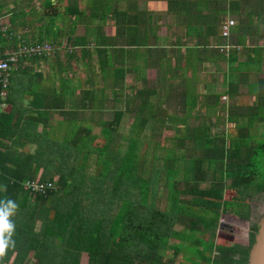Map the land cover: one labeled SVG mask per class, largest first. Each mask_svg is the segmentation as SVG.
Returning a JSON list of instances; mask_svg holds the SVG:
<instances>
[{
  "label": "trees",
  "instance_id": "1",
  "mask_svg": "<svg viewBox=\"0 0 264 264\" xmlns=\"http://www.w3.org/2000/svg\"><path fill=\"white\" fill-rule=\"evenodd\" d=\"M11 43L18 42L0 34L4 48ZM254 64L262 68L254 72ZM240 69L255 74L253 83L244 80L257 101L231 108L228 133L198 128L153 152L141 149L143 135L120 142L121 112L101 144L87 131L55 141L36 132L37 118L0 113V197L18 204L16 246L0 264H28L32 256L35 264H81L85 253L89 264H189L184 254L192 264H249L264 215L254 219L253 205L264 196V140L251 131L264 121V51ZM42 169L40 180L57 190L26 191ZM224 217L249 231H224Z\"/></svg>",
  "mask_w": 264,
  "mask_h": 264
},
{
  "label": "crops",
  "instance_id": "2",
  "mask_svg": "<svg viewBox=\"0 0 264 264\" xmlns=\"http://www.w3.org/2000/svg\"><path fill=\"white\" fill-rule=\"evenodd\" d=\"M259 8L264 0H0L15 43L20 35L63 47L14 71L8 110L37 118L36 132L55 141L87 131L97 144L121 112L120 142L143 135L142 150L210 128L227 111L224 95L254 103L244 79L256 78L240 64L264 51ZM230 18L238 49L227 57L217 45L228 42L222 28ZM81 264H89L88 253Z\"/></svg>",
  "mask_w": 264,
  "mask_h": 264
},
{
  "label": "built area",
  "instance_id": "3",
  "mask_svg": "<svg viewBox=\"0 0 264 264\" xmlns=\"http://www.w3.org/2000/svg\"><path fill=\"white\" fill-rule=\"evenodd\" d=\"M237 26V22L230 18L222 28L223 36L228 40L227 43L217 45V49L227 57L238 49L236 44L232 42V30ZM0 34L14 40V34L11 33V22L5 15L0 14ZM18 43L9 48H4L0 44V113L6 112L9 108L10 87L12 83V76L14 71L23 68V63L29 59H47L53 57L57 51L62 50L63 47L50 42L42 43H28L26 39L17 35ZM72 50V48H70ZM223 102L227 103V111L224 113L220 122L215 121L210 126V132L213 135L226 134L233 126L230 119L229 109L238 103L237 99H232L228 95L223 96ZM223 125V127H222ZM24 189L34 194L48 195L57 190V185L52 182H42L40 179L28 181L24 183ZM28 264H35L32 260Z\"/></svg>",
  "mask_w": 264,
  "mask_h": 264
},
{
  "label": "rangeland",
  "instance_id": "4",
  "mask_svg": "<svg viewBox=\"0 0 264 264\" xmlns=\"http://www.w3.org/2000/svg\"><path fill=\"white\" fill-rule=\"evenodd\" d=\"M241 59H245V55H242V58ZM250 68H253V70H254V72H255V69H261L262 68V66L261 67H259V65L257 64V65H255L254 64V66L253 67H250ZM256 70V71H257ZM253 75V74H252ZM262 77H264V73L262 72ZM254 77V79L256 78L255 77V74L253 75ZM251 97V96H250ZM252 99H254V102L255 101H257V98H252ZM238 100V102L239 103H245L246 105L247 104H251L252 103V101L250 100V98L249 97H247V95L246 96H242V97H240L239 99H237ZM247 124H249V121H246V125ZM222 127H223V125H222ZM250 127H251V125H250ZM251 131H252V135L253 136H255V137H257L258 138V140L259 141H261V140H264V121H262L261 123H259V122H257V123H255L252 127H251ZM151 135H148V136H146V137H149V140H152V137H150ZM154 137H157V138H159L160 136H155V135H153ZM173 136H175V135H173ZM173 136H170V137H173ZM187 145H189V146H192L191 145V142H189ZM151 150V146L149 145V146H147L146 144H145V146H144V148H143V150ZM153 151H154V149H152ZM152 150H151V152H152ZM181 176V175H180ZM180 178H183V177H180ZM163 193H162V196H163V201L161 202L162 203V207L165 209V207H167V203H168V197H169V190H164V191H162ZM253 205H254V210H255V214H254V219H257V218H259V216H261L263 213H264V196L263 197H257V198H254L253 199ZM222 220L223 221H225V223L227 224V225H230L231 227H229V226H225V227H223V230L224 231H229L230 229H234V230H237V229H242L243 230V232L246 234L247 233V231H249V225H245V226H241L240 224H237V223H233V221H231V220H228L226 217H224V218H222L221 219V223H222ZM179 229H185V226H183V225H179V227H178ZM229 228V229H228ZM205 236V235H204ZM189 246H187V248H188ZM188 250H190V248H188ZM193 250V249H192ZM191 250V251H192ZM185 256H186V258H185ZM187 256H189V255H185L184 254V256L182 257V259H185V261L187 262V263H189V264H192L193 263V260H194V258L192 257V259L191 260H189V258L187 257Z\"/></svg>",
  "mask_w": 264,
  "mask_h": 264
},
{
  "label": "clouds",
  "instance_id": "5",
  "mask_svg": "<svg viewBox=\"0 0 264 264\" xmlns=\"http://www.w3.org/2000/svg\"><path fill=\"white\" fill-rule=\"evenodd\" d=\"M0 191L3 187L0 186ZM18 212L17 202L9 197H0V257L16 246L15 217Z\"/></svg>",
  "mask_w": 264,
  "mask_h": 264
},
{
  "label": "water",
  "instance_id": "6",
  "mask_svg": "<svg viewBox=\"0 0 264 264\" xmlns=\"http://www.w3.org/2000/svg\"><path fill=\"white\" fill-rule=\"evenodd\" d=\"M229 226L222 220L221 228ZM249 264H264V215L260 219V230L257 235V241L251 251Z\"/></svg>",
  "mask_w": 264,
  "mask_h": 264
},
{
  "label": "flooded vegetation",
  "instance_id": "7",
  "mask_svg": "<svg viewBox=\"0 0 264 264\" xmlns=\"http://www.w3.org/2000/svg\"><path fill=\"white\" fill-rule=\"evenodd\" d=\"M229 229V228H228ZM231 231H235L234 229H230Z\"/></svg>",
  "mask_w": 264,
  "mask_h": 264
}]
</instances>
